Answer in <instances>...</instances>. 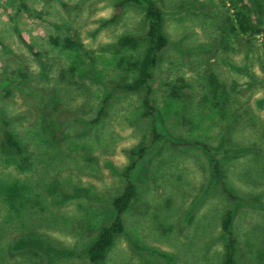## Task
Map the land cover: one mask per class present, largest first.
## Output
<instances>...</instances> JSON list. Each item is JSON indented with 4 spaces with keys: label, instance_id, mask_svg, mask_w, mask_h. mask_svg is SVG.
<instances>
[{
    "label": "rangeland",
    "instance_id": "obj_1",
    "mask_svg": "<svg viewBox=\"0 0 264 264\" xmlns=\"http://www.w3.org/2000/svg\"><path fill=\"white\" fill-rule=\"evenodd\" d=\"M154 1L169 44L146 114L121 64L147 47L144 5L0 0V135L8 122L24 149L0 140V264H93L63 254L113 221L132 160L127 234L105 264H221L228 210L238 264H264V34L231 32L230 0ZM239 3L264 24V0Z\"/></svg>",
    "mask_w": 264,
    "mask_h": 264
},
{
    "label": "trees",
    "instance_id": "obj_2",
    "mask_svg": "<svg viewBox=\"0 0 264 264\" xmlns=\"http://www.w3.org/2000/svg\"><path fill=\"white\" fill-rule=\"evenodd\" d=\"M239 1L240 0L229 1L231 6L235 8L231 16H228L227 21L229 30L233 33L237 32L249 34L252 37L264 34L263 22L259 19H251L248 15H246L242 10ZM125 3L142 4L145 6V16L148 22L147 47L142 57H140L139 59L135 61L124 60L121 61V64H124V62H126L127 69H133L136 71V79L132 84L125 86V88L131 90H137L141 88L145 89L144 104L148 110L146 114H149L150 110L153 109V100L151 97L152 89L149 81L152 79L154 70L158 64L159 54L169 44V38L163 29L164 11L154 0H122V4ZM249 40L251 41V39ZM118 43L120 46L129 47L132 49L138 47L137 39L133 35H123L119 38ZM63 45L65 47H73L74 45H76V42L72 39H66ZM36 54H38V52H36ZM174 96H179V94L174 93ZM103 110L104 108L102 107L100 113H102ZM98 117L95 118V120L98 119ZM8 125L9 123L5 122L4 129L2 130L0 135L1 144L3 145V147H5L8 153L19 156L23 153V146L21 142L16 138V136L9 130ZM142 150H144V148ZM135 165V160H132V162L126 167L124 174L125 177H127V184L123 192L120 195L116 196L113 200V205L116 210V215L113 221L100 229L97 238L90 244V246L86 250L83 251V253L78 254L73 250H68L69 252L64 253V256H87L93 264H105L107 252L114 244L115 235L127 234L125 231L122 214L126 209H128L132 200L136 196V187L129 177L130 171L135 168ZM218 166L219 165L217 163L214 165V167H216V176L220 175ZM233 218V211L228 210L222 220L221 227L224 232V237L226 236V245L224 259L221 264H238V242L232 229ZM129 242L135 248L142 249L132 239H129ZM161 254L165 255L163 253Z\"/></svg>",
    "mask_w": 264,
    "mask_h": 264
}]
</instances>
